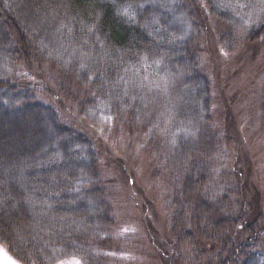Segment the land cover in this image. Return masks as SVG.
<instances>
[{
    "label": "trees",
    "instance_id": "16d2710c",
    "mask_svg": "<svg viewBox=\"0 0 264 264\" xmlns=\"http://www.w3.org/2000/svg\"><path fill=\"white\" fill-rule=\"evenodd\" d=\"M204 1L221 40L264 51L261 0ZM184 27L164 0H0V245L17 262L52 264L74 246L88 255L114 222L90 139L38 98L33 68L53 67L58 91L75 94L85 114L91 108L141 131L153 98L149 76L175 74L182 111L202 121L187 107L205 110L209 82L197 37ZM260 102L264 115V84ZM176 142L173 159L177 150L186 157L171 231L206 247L197 264H264V207L233 187L213 193L205 161Z\"/></svg>",
    "mask_w": 264,
    "mask_h": 264
},
{
    "label": "rangeland",
    "instance_id": "374dc122",
    "mask_svg": "<svg viewBox=\"0 0 264 264\" xmlns=\"http://www.w3.org/2000/svg\"><path fill=\"white\" fill-rule=\"evenodd\" d=\"M164 3L174 7L185 21L184 29L200 44L198 59L209 82L207 107L202 110L195 103L187 109L202 121L182 111L184 89L175 74L177 81L159 71L149 76L153 98L151 108L148 103V129L141 131V127L130 128L108 115H96L91 108L85 114L75 94L58 91L53 67L32 70L38 98L56 111L59 122L90 139L97 154L102 194L110 202L114 218L107 234L92 237L88 255L83 256L74 246L71 255L52 264L201 262L206 247L187 243L171 231L174 185L186 157L178 159L177 150L173 159L176 139L187 142L184 155H199L205 161L206 185L211 192L222 194L233 187L234 195L241 191V196L264 207V115L260 102L264 51L247 50L240 41L229 46L221 40V26L208 13L204 0ZM258 4L261 10L264 0ZM0 248V264H21Z\"/></svg>",
    "mask_w": 264,
    "mask_h": 264
},
{
    "label": "snow or ice",
    "instance_id": "6c2138e0",
    "mask_svg": "<svg viewBox=\"0 0 264 264\" xmlns=\"http://www.w3.org/2000/svg\"><path fill=\"white\" fill-rule=\"evenodd\" d=\"M0 254H3V249L0 248ZM8 264H11V262H8Z\"/></svg>",
    "mask_w": 264,
    "mask_h": 264
}]
</instances>
